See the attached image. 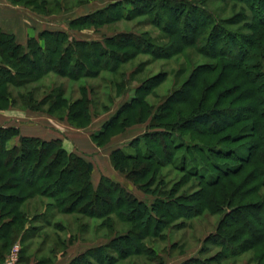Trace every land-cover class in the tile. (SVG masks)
<instances>
[{"label": "trees", "instance_id": "1", "mask_svg": "<svg viewBox=\"0 0 264 264\" xmlns=\"http://www.w3.org/2000/svg\"><path fill=\"white\" fill-rule=\"evenodd\" d=\"M10 1L43 14L47 13L45 8L49 3L47 0ZM124 2L118 0L93 13L71 19L68 27L71 30L99 24L106 19L128 18L130 13H122ZM165 2L130 0L136 15H146L149 23L161 27L164 39L173 35L178 39L157 47L156 58L172 57L183 46L192 45L199 54L216 64L202 72L194 69L189 80L166 98L171 103L169 109L178 104L188 106L191 114L188 124L201 126L215 141L209 144L194 141L185 147L187 153L182 156V166L179 167L184 174L180 185L191 181L189 191L185 196L175 195L177 187L171 188L168 195L158 192L152 203L147 204L105 175L94 187L92 163L67 151L60 139L23 136L14 126H0V262L28 227L27 200L46 195L54 197L58 201L56 207L63 212H72L73 208L80 206L77 211L81 214L105 217L109 222L112 214L121 216L122 212L125 220L135 221L142 227L140 237L148 239L157 236L164 222L176 217L190 219L222 212L224 217L218 229L232 231L229 237L223 238L226 244L223 248L229 252L227 256L248 250L254 246L255 240L258 243L264 241V197L260 193L264 188V0H227L226 7L239 6V11L222 21L198 1H180L179 6L173 1ZM52 3L55 8L60 7L58 0ZM156 5H161L159 12L158 8H153ZM239 22L242 24L235 30L227 28V24ZM69 29H44L22 44L12 33L0 28V108L19 103L23 108L41 109L39 104L44 103L43 99L37 101L35 89L27 87L37 76L54 71L60 76L79 78L90 71L89 64L95 70L112 69L122 58L109 48L115 42L114 37H106L104 41L81 39L71 36ZM122 37L132 45L142 42L132 34ZM151 43L153 40L147 39V44ZM216 67L219 73L209 81L205 72H213ZM230 78L231 85L222 87ZM141 88L147 91L145 87ZM232 92L239 95L227 101ZM63 93V88L59 87L47 94L46 112L58 118H71L81 111L82 115H87L86 95L81 99L82 110L68 114L66 100L61 99ZM134 103L129 106L136 107L141 101L135 100ZM128 122V116L124 115L121 121H110L103 131L92 137L97 141L112 128L122 130ZM240 122L245 123L239 131L232 135L223 134ZM151 128L152 131L143 137L135 138L146 141H142V147L139 145L134 153L117 148L110 154L112 166L140 189L142 183L139 179L149 173L155 176L163 164L173 163L176 151L186 145L182 138L176 142L175 135L173 138L164 126ZM167 136L169 139L164 144L163 139ZM15 137L18 141L7 146V142ZM64 175H69L70 180L66 181ZM62 193L65 194L63 197L59 195ZM108 228H113L112 223ZM120 239L127 237L115 236L110 243L113 245L98 246L81 256L86 264L91 263V259L102 264L103 260L111 258L105 249L112 248L117 253L126 250L122 241L118 242ZM128 246L141 252L140 245L133 241H128ZM100 255L102 260H99ZM21 258L22 253L19 259L23 264ZM74 261L76 259L72 263ZM200 262L202 260L192 258L187 264Z\"/></svg>", "mask_w": 264, "mask_h": 264}, {"label": "rangeland", "instance_id": "2", "mask_svg": "<svg viewBox=\"0 0 264 264\" xmlns=\"http://www.w3.org/2000/svg\"><path fill=\"white\" fill-rule=\"evenodd\" d=\"M52 1L54 0H47V3L49 2L45 8L47 13H39L31 8L26 10L33 18L27 19V23H31L29 25L36 30V35L33 36L36 37L37 33L44 29H69L68 22L71 19L93 13L118 0H58L59 8H55ZM124 1L122 13L123 15L130 13L131 16L128 18H116L111 21L106 19L105 22L99 24H87L68 30L71 36L81 39L104 41L106 37H114L115 42L109 45V48L122 58L115 62L116 64L112 69L95 70L89 64L91 66L90 71L79 78L72 79L50 71L37 76L34 81L27 84L28 88L35 89L34 94L37 101L40 102L43 99L44 103L48 97L47 94L53 89L62 87L64 93L61 99L63 97L66 100L68 114L76 112L75 110H82L81 99L83 95H86L88 106L86 116L85 113L82 115L81 111L77 114L78 117L65 116L58 118L45 111L47 104L40 102L39 108L41 109L32 110L23 108L18 103L0 108V121L2 126L16 127L19 134L23 136H35L49 140L57 135L56 138L60 139L62 143L64 141L66 145L73 148L70 151L81 155L92 163L94 168L93 177L96 181L102 173L110 175L111 178L122 184L136 197L147 204H151L156 193L160 192V194L168 195L171 188L175 189L177 187V191L174 192L175 195L185 196L191 184V181H189L184 185H180V180L183 179L184 174L179 167L182 166V156L187 153L185 147L194 141L206 144L215 142L212 140L214 138L207 134L201 126H194L193 123L188 124V117L191 116L188 106H184V104L175 106L174 104L175 108L169 109L168 106L171 103L169 104L166 98L189 80L194 69L202 72L203 70L212 69L216 64L214 60L199 54L195 48L196 46L192 45L183 46L179 52L176 51L175 54L171 55L172 57L156 58V48L177 41L176 35L164 39L165 34L160 26L149 23V18L146 15H136V10L130 0ZM165 1H173L179 6L180 1L184 0H164V3H166ZM195 1L203 4L208 11L212 12L216 18H220L221 21L239 11V6L226 7L225 1L227 0ZM160 7L161 5L153 6V8H158V12ZM152 11L156 12V10ZM163 11L167 14L165 10ZM241 24L242 22L227 24V28L235 30ZM129 34L137 36V39L142 42L137 46L129 44L128 39L122 37V35ZM147 39H152L153 43L147 44ZM40 42L42 43V41ZM130 43L133 42L130 40ZM218 73L219 68L216 67L213 72H205V75H208L210 81ZM232 78L226 81L222 87L230 86ZM156 82L158 84L153 86ZM141 87H145L147 91H144ZM11 88L14 92L16 91L14 87ZM139 89L141 90L139 91ZM236 95H239V93L232 92L227 101ZM135 100L141 101V103L131 108L130 106L135 104ZM208 106L209 104L206 107ZM182 107L184 109L180 111L179 109ZM124 115L128 116L130 122L126 127L122 130L117 127L108 130L104 136L98 137V142L93 139L92 136L103 131L104 126H107L110 121L115 119L121 121ZM116 123L121 124L120 122ZM244 123L240 122L236 126L234 125L223 134L232 135L239 131ZM155 125L166 127L173 138L175 135L176 142L182 138L186 145L176 151L173 163L163 164L158 168L155 176L149 173L139 179V182L142 183V190L138 185L128 180L124 173L111 172L110 154L115 149L112 151L110 149L121 145L124 152L134 153L139 145L142 147V141H146L135 138L143 137L145 133L152 131L151 127ZM168 139V136L165 137L163 143L165 144ZM17 141L18 138L15 137L7 142V146H11ZM94 149L102 151L100 156L93 154ZM64 176L66 181L70 180L69 175ZM3 193H9V191H3ZM260 193L264 197V188H261ZM59 195L63 197L65 194ZM27 202L29 203L28 215L30 220H27L26 225H29L26 230H31L29 231L31 233L34 232L32 230L36 231L32 234L37 236L34 247H42L45 244L46 253H51L52 257L57 252L68 253V258L75 257L73 260L76 259V262H71V264H86L81 255L84 256L87 250L98 246L104 247V245L113 243L111 241L113 237L122 235H126L127 239H120L118 242L122 241L121 243L125 245L126 250L117 253L112 248L105 249L111 258L108 261L103 260L102 264L112 261L116 264H187L192 258L202 260L197 264L264 263V241L258 243L255 240L253 242L254 246L248 250L246 249L233 256H227L229 252L223 248V246L226 247L223 238L229 237L232 231L225 232L223 229H218L220 221L224 217L222 212L204 214L190 219L176 217L173 220L164 222L161 230L156 233L157 236L148 239L140 237L142 227L140 228L135 221L125 220L122 217V212L121 216L116 213L112 214V221L109 222L105 217L89 216L87 213L81 214L77 211L80 206L73 208L72 212H63L56 207L58 201L52 196H36L27 200ZM73 204L75 203L73 202ZM38 211H41V213L38 214ZM30 215H32L31 218ZM162 219L168 220L166 218ZM37 221H39V224H34ZM110 223L113 226L111 229L108 228ZM128 241L140 245L141 252L129 248ZM15 243L20 245L21 254L22 247L26 245V242L24 244L22 239L20 242L18 239L13 244ZM230 250L231 252L234 251ZM102 258L100 255L99 260H102ZM91 261L89 264H98L95 263V260L93 262L91 259ZM19 263L21 264L20 259Z\"/></svg>", "mask_w": 264, "mask_h": 264}, {"label": "crops", "instance_id": "3", "mask_svg": "<svg viewBox=\"0 0 264 264\" xmlns=\"http://www.w3.org/2000/svg\"><path fill=\"white\" fill-rule=\"evenodd\" d=\"M27 9L28 7H25L19 4H14L10 0H0V28L6 32L12 33L15 36V39L17 40V42L22 43V44H24L29 37L36 35L35 34L36 30L29 25L31 23H27V19L28 20L33 19L31 15L27 13L26 11ZM0 126H2L1 121H0ZM56 137L58 136L54 135L53 138H56ZM62 144L67 151L68 150L70 151L73 149V148H70L69 145H66L64 141ZM122 147L123 146L121 145H117L115 148H111L110 151H112L113 149L122 148ZM97 148H100V147H97ZM101 153H102L101 150H97V149L93 150V154L96 156H100ZM111 170H112L111 171L112 173L117 171L113 166L111 167ZM103 175L110 177V175H107L105 173H102L101 176ZM93 176H94V168L92 169V172H91V181H92L93 186L95 187L98 183V179L101 176L98 177L97 181L94 179ZM26 204H28V202ZM37 213L39 214L41 213V211H38ZM31 217L32 215H30V218ZM34 224H39V221L35 222ZM28 225L29 224H27V226ZM33 226H36V225H33ZM29 231L31 230H25L22 234V237L19 238V242L21 241V239H22V243L25 244L26 242V245H23L22 247L23 251H22L21 260L23 264H71V262L73 261L75 257L68 258L67 257L68 253L64 254L63 251H61V252H57L56 254H54V257H52L51 253L49 252L46 253L45 244L42 247L40 246V247L35 248L34 244H35V241L37 240V236L32 235V234L35 233L36 231L32 230L34 231L32 233Z\"/></svg>", "mask_w": 264, "mask_h": 264}, {"label": "built area", "instance_id": "4", "mask_svg": "<svg viewBox=\"0 0 264 264\" xmlns=\"http://www.w3.org/2000/svg\"><path fill=\"white\" fill-rule=\"evenodd\" d=\"M20 245L18 243L13 244L11 249L5 255L3 261L0 264H20Z\"/></svg>", "mask_w": 264, "mask_h": 264}]
</instances>
